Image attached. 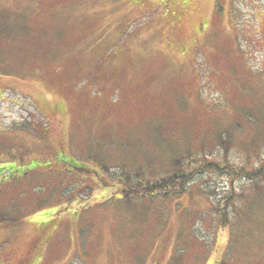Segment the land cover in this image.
Returning <instances> with one entry per match:
<instances>
[{"label":"rangeland","instance_id":"obj_1","mask_svg":"<svg viewBox=\"0 0 264 264\" xmlns=\"http://www.w3.org/2000/svg\"><path fill=\"white\" fill-rule=\"evenodd\" d=\"M263 143L264 0H0V264H264Z\"/></svg>","mask_w":264,"mask_h":264},{"label":"trees","instance_id":"obj_2","mask_svg":"<svg viewBox=\"0 0 264 264\" xmlns=\"http://www.w3.org/2000/svg\"><path fill=\"white\" fill-rule=\"evenodd\" d=\"M258 150H260L261 153H264V143L262 144L261 146V149L259 148V146L257 147ZM262 155V154H260ZM258 161H261L263 160L264 161V157L263 159L261 158V156H258ZM58 162L59 164H64L66 168H69V170H64V171H67V172H70L72 173L73 175H76V176H80L81 174L79 173V171H83V167L80 166V164L76 163L75 161L71 160V159H67L66 156H62V157H58ZM186 161V158L184 157L183 158V162ZM177 162V161H175ZM211 163L209 162H201L200 163V166H211L210 165ZM177 165H181V162H178ZM240 169L239 170H236L237 173H234L236 174L237 176L236 179H241V181L243 180L246 184H250L252 186H259V184H264V166L263 167H260V166H255L253 167L251 170L246 166H241L239 167ZM35 170V167L31 170L33 171ZM173 171L177 172L175 174V176L173 178H169V179H166V180H161V181H158L156 182L155 184H152V183H147V184H150L149 186L150 187H147V191H146V195L150 194V196L154 195L156 192H160V191H164V195L165 196H169L171 198H173L174 196L176 195H180L181 192H183V189H179V188H174L175 190H173V186L174 185H177L178 183H181V186L183 187L185 184H188V182L193 179V177L195 175H193V173H197V172H201L203 173V168H199L198 170H187L185 171L184 173H178L180 170L174 168ZM3 174H5V172H1L0 173V176H2ZM230 174H232L230 172ZM233 176V174H232ZM22 178V177H21ZM179 181V182H178ZM181 181V182H180ZM146 184V185H147ZM144 184L142 183L141 184V188H143ZM172 188V191H170Z\"/></svg>","mask_w":264,"mask_h":264},{"label":"flooded vegetation","instance_id":"obj_3","mask_svg":"<svg viewBox=\"0 0 264 264\" xmlns=\"http://www.w3.org/2000/svg\"><path fill=\"white\" fill-rule=\"evenodd\" d=\"M63 156V153L60 152L56 157V160H58V157H62ZM68 159V158H67ZM59 161V160H58ZM62 166H65L63 163L61 164ZM66 170H69V168H66Z\"/></svg>","mask_w":264,"mask_h":264}]
</instances>
